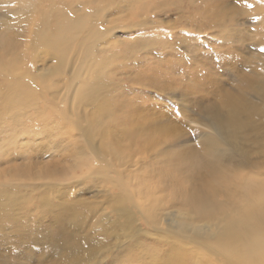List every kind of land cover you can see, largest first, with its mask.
Returning <instances> with one entry per match:
<instances>
[{"label": "rangeland", "instance_id": "obj_1", "mask_svg": "<svg viewBox=\"0 0 264 264\" xmlns=\"http://www.w3.org/2000/svg\"><path fill=\"white\" fill-rule=\"evenodd\" d=\"M23 1L0 0V258L209 264L227 182L264 181V0ZM54 4L74 20L43 45Z\"/></svg>", "mask_w": 264, "mask_h": 264}, {"label": "bare ground", "instance_id": "obj_2", "mask_svg": "<svg viewBox=\"0 0 264 264\" xmlns=\"http://www.w3.org/2000/svg\"><path fill=\"white\" fill-rule=\"evenodd\" d=\"M23 2L31 8L36 4L35 0H24ZM50 18L55 20L53 29L47 24ZM73 20L71 14L63 10V6L54 4V7L49 8L44 15L42 21L43 26L41 28L43 30L39 31L41 44L48 45L50 41L48 37L59 33L56 31L59 24H69ZM12 68L13 66L3 63L0 66V72L7 74ZM105 68L104 63H98L94 72L97 71L95 81L100 93H103V87L106 86ZM18 83V86L11 88L15 93L23 91V81ZM78 88L79 86L73 94V100L81 103L85 98V94L92 89L90 90L91 87L89 86L87 87L88 90H85L83 86ZM238 110H240L239 107L227 113L223 128L225 127L224 130L228 134L240 131L243 128L242 121L236 122L239 118ZM65 111L69 126L72 129L77 128L78 121L81 119L79 112L75 108H69ZM227 186L232 193L237 195L238 200L236 203L230 204L228 216L225 215V210L220 209V212L223 213L219 217L222 226L219 227L220 229L210 232L212 241L209 251L206 249V252L211 255L209 264H264V181L249 179L247 182H237L236 184L228 181ZM152 262L153 264H161L155 260H152ZM162 264H186V262L176 258Z\"/></svg>", "mask_w": 264, "mask_h": 264}, {"label": "snow or ice", "instance_id": "obj_3", "mask_svg": "<svg viewBox=\"0 0 264 264\" xmlns=\"http://www.w3.org/2000/svg\"><path fill=\"white\" fill-rule=\"evenodd\" d=\"M109 6L114 11H120L122 8L127 7V5L122 3V0H111ZM261 51H264V48L261 49ZM183 111V109H181ZM181 120H183V117L181 116L179 120L176 122L179 123ZM185 124H187V121H184ZM189 136H191V133H189ZM80 180L87 181L88 176L85 174L84 176L79 178ZM2 220V218H0ZM0 264H6L5 260L3 258H0ZM7 264H33V262L29 261L26 257H16L15 259L8 261Z\"/></svg>", "mask_w": 264, "mask_h": 264}]
</instances>
